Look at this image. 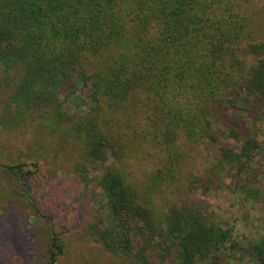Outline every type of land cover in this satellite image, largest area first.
<instances>
[{
    "label": "trees",
    "instance_id": "16d2710c",
    "mask_svg": "<svg viewBox=\"0 0 264 264\" xmlns=\"http://www.w3.org/2000/svg\"><path fill=\"white\" fill-rule=\"evenodd\" d=\"M255 1L0 0V127L21 130L34 110L46 108L47 128L77 149L72 169L86 193L106 200L85 229L114 257L225 264L237 249L233 230L190 202L206 190L204 177H185L179 168L208 141L243 142L239 150L221 147L239 172L264 150V142L224 120L228 109L264 107V42L249 30ZM75 76L88 104L70 114L60 94ZM152 162L157 171L137 187L134 170ZM26 167L0 163V223L20 226L14 204L39 212L32 186L40 167ZM62 233L49 229V264L64 253ZM254 250L264 264V246Z\"/></svg>",
    "mask_w": 264,
    "mask_h": 264
},
{
    "label": "rangeland",
    "instance_id": "374dc122",
    "mask_svg": "<svg viewBox=\"0 0 264 264\" xmlns=\"http://www.w3.org/2000/svg\"><path fill=\"white\" fill-rule=\"evenodd\" d=\"M249 14L251 35L257 42H264V0L255 1ZM86 93L78 76L61 90L60 99L66 104L68 113H76L84 100L88 104ZM4 97L6 94L0 89V120L4 115ZM249 107L252 108L247 114L228 109L224 114V117L228 116L224 118L227 119L226 127L237 128L263 144L264 107L258 104ZM86 109L84 106L83 111ZM46 111L43 106L34 110L21 130L0 127V163H24L27 164L26 170L33 172L34 163L40 167L32 186L37 191L39 212L28 215L21 205L14 204L13 211L20 219V226L0 223V264H49V229L52 227L63 232L65 243L64 253L54 264H137L114 257L86 233L88 221L93 214L104 210L106 200L98 191L95 195L86 193L84 184L72 169L78 156L77 149L69 148L63 135L51 133L43 117ZM219 119L215 117L213 120L216 126L221 125ZM242 144L227 139L216 145L208 141L205 146L192 151L186 164L179 168L185 177L202 176L207 183L206 190L191 196L192 205L199 208L211 223L233 230L238 247L226 254L225 264H257L254 247L264 246V150H255L251 166H246V169L251 168L240 172L221 156L222 146L239 150ZM157 169L155 162L149 167L139 165L136 172L134 170L132 183L144 187ZM1 187L0 181V191ZM67 219L70 229L65 227ZM151 264L179 262L174 256L163 262L153 259Z\"/></svg>",
    "mask_w": 264,
    "mask_h": 264
}]
</instances>
